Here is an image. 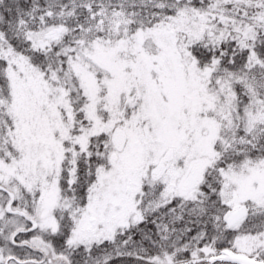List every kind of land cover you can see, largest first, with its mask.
I'll use <instances>...</instances> for the list:
<instances>
[{
    "label": "snow or ice",
    "instance_id": "6c2138e0",
    "mask_svg": "<svg viewBox=\"0 0 264 264\" xmlns=\"http://www.w3.org/2000/svg\"><path fill=\"white\" fill-rule=\"evenodd\" d=\"M0 264H264V0H0Z\"/></svg>",
    "mask_w": 264,
    "mask_h": 264
}]
</instances>
